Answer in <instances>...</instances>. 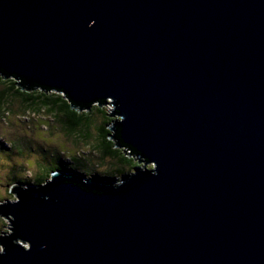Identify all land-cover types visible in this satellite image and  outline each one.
<instances>
[{"label": "water", "instance_id": "obj_1", "mask_svg": "<svg viewBox=\"0 0 264 264\" xmlns=\"http://www.w3.org/2000/svg\"><path fill=\"white\" fill-rule=\"evenodd\" d=\"M0 71L154 165L14 186L0 264H264V0H0Z\"/></svg>", "mask_w": 264, "mask_h": 264}, {"label": "trees", "instance_id": "obj_2", "mask_svg": "<svg viewBox=\"0 0 264 264\" xmlns=\"http://www.w3.org/2000/svg\"><path fill=\"white\" fill-rule=\"evenodd\" d=\"M0 86L3 88L0 92V114L5 113L8 115L11 112L10 106L15 101L20 102L24 113L40 114L46 112L52 117V123L59 124L69 135L79 136L85 143L94 140L93 152L99 154L96 163L92 157L86 158L79 152V156L74 154L66 160L63 156L65 152L57 148L45 147L40 144L34 146L31 141H24L22 147L19 146V148L15 143L8 149L4 142H0V163H3L2 166L7 170L11 179L8 194L13 195L11 193L12 185L40 186L45 184L55 172L64 175L75 173L84 179L96 177L102 181H113L124 174L135 172L140 166L138 163H141V157L137 151L123 143L119 147L117 138L112 136L111 127L115 119L111 115L112 113L107 112V107L100 106L104 105L105 102L91 105L90 108L82 105H72L60 91L45 90L24 80L19 82L15 77L7 76L2 71H0ZM16 149L19 150V154L34 157L38 171L31 176L33 178L24 173L27 172V169L22 167L20 163L14 165L5 163L7 153L10 151L15 152ZM28 150H32V153ZM106 162L110 165L108 167L109 172L96 169L97 163L104 165ZM68 164L71 166L67 167ZM18 165H20L19 168ZM93 172L95 175H93Z\"/></svg>", "mask_w": 264, "mask_h": 264}, {"label": "rangeland", "instance_id": "obj_3", "mask_svg": "<svg viewBox=\"0 0 264 264\" xmlns=\"http://www.w3.org/2000/svg\"><path fill=\"white\" fill-rule=\"evenodd\" d=\"M2 89V86H0V92ZM95 104H92V106ZM100 106L107 107V112L111 114L113 106L110 100H108L104 105ZM10 111L11 112L8 115L5 113L0 114V142H4V145L8 149L15 143L16 146L22 147V143L24 141H31L34 146L40 144L45 147H52L63 150L65 152L63 156L66 158V160L74 154L79 156V152L86 158L92 157L95 163L98 161L99 154L93 152L92 149L94 148V140H92L90 143H85L80 139L79 136L76 137L75 135H69L59 124H57L56 122L52 123V117H50V115L46 112H41L40 114H35L33 112L24 113L21 108L20 102L16 101L12 106H10ZM113 118L117 120L118 116H113ZM29 152L32 153V150H30ZM108 162L111 163L110 160H108ZM108 162H106L104 165L97 163L96 169L98 171L109 172L108 167L110 165ZM5 163H8L10 165L20 163L22 167L27 169V172L24 173H26V175L30 178H33L31 176L34 173L36 174V172L38 171V167L35 163L34 157L27 154H19L18 149H16L15 152L10 151L7 153L5 157ZM2 164L3 163H0V182H2L0 183V205H4L12 201L14 202L17 199V196H15V194H13L12 192L11 193L13 195L8 194L11 179L7 173V170L3 168ZM70 164L66 166L70 167ZM138 164H140L139 169H148L150 167H154L153 163H145L144 159H142L141 163ZM19 167L20 165H18V168ZM16 185H12L11 188ZM11 228V217L0 215V236L10 235L12 232ZM2 248L3 245L0 244V251H2Z\"/></svg>", "mask_w": 264, "mask_h": 264}, {"label": "clouds", "instance_id": "obj_4", "mask_svg": "<svg viewBox=\"0 0 264 264\" xmlns=\"http://www.w3.org/2000/svg\"><path fill=\"white\" fill-rule=\"evenodd\" d=\"M66 174H67V173H66ZM74 174H75V173H74ZM93 175H95V173H94ZM89 178H90V177H89ZM83 179H84V178H83ZM87 179H88V178H87ZM116 179L118 180V178H116ZM116 179H115V180H116ZM85 180H86V179H85ZM101 181H102V180H101ZM103 181H104V180H103ZM103 181H102V182H103Z\"/></svg>", "mask_w": 264, "mask_h": 264}]
</instances>
